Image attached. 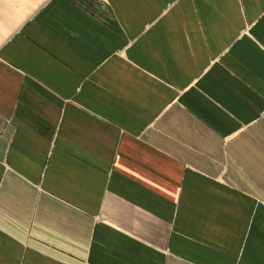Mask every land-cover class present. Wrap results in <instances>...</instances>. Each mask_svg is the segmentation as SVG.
<instances>
[{
  "label": "crops",
  "instance_id": "crops-1",
  "mask_svg": "<svg viewBox=\"0 0 264 264\" xmlns=\"http://www.w3.org/2000/svg\"><path fill=\"white\" fill-rule=\"evenodd\" d=\"M0 264H264V0L13 11Z\"/></svg>",
  "mask_w": 264,
  "mask_h": 264
},
{
  "label": "rangeland",
  "instance_id": "rangeland-1",
  "mask_svg": "<svg viewBox=\"0 0 264 264\" xmlns=\"http://www.w3.org/2000/svg\"><path fill=\"white\" fill-rule=\"evenodd\" d=\"M41 0H0V24L4 25L7 22L12 12H17L19 9L33 7Z\"/></svg>",
  "mask_w": 264,
  "mask_h": 264
}]
</instances>
